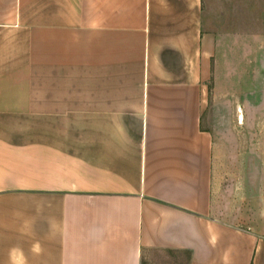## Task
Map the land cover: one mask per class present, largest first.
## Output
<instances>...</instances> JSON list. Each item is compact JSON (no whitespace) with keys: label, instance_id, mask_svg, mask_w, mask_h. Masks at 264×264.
<instances>
[{"label":"crops","instance_id":"crops-1","mask_svg":"<svg viewBox=\"0 0 264 264\" xmlns=\"http://www.w3.org/2000/svg\"><path fill=\"white\" fill-rule=\"evenodd\" d=\"M234 1L0 0V264H264V87L219 178L218 43L264 41Z\"/></svg>","mask_w":264,"mask_h":264},{"label":"rangeland","instance_id":"rangeland-1","mask_svg":"<svg viewBox=\"0 0 264 264\" xmlns=\"http://www.w3.org/2000/svg\"><path fill=\"white\" fill-rule=\"evenodd\" d=\"M252 2V3H251ZM243 6L239 10L237 5ZM234 9L230 10V19L216 23L219 30H229L231 33H264V0H235ZM252 4V6H251ZM255 6V7H254ZM230 23V26L226 24ZM257 47V51L244 52L249 46ZM223 43L219 41L217 55L214 61V75L211 80V106H213V125L228 131L231 137L223 139L221 169L219 175L224 193L232 199H237V173L241 174L240 164H237V115L241 114L239 98L249 94L251 85L256 84L261 93L264 87V41L263 42H230L229 59L224 56ZM227 50V49H226ZM238 51V52H237ZM257 56V57H256ZM223 88L225 91L223 92ZM230 99L229 106L221 105L215 98L223 96ZM228 133V132H227ZM189 254L186 252L164 251L156 252L149 264H188Z\"/></svg>","mask_w":264,"mask_h":264}]
</instances>
